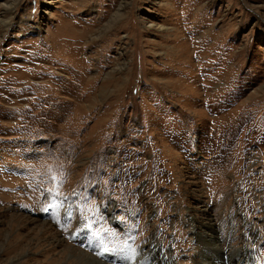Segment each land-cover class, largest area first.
I'll use <instances>...</instances> for the list:
<instances>
[{"label": "rangeland", "instance_id": "374dc122", "mask_svg": "<svg viewBox=\"0 0 264 264\" xmlns=\"http://www.w3.org/2000/svg\"><path fill=\"white\" fill-rule=\"evenodd\" d=\"M191 218L264 264V0H0V264H193Z\"/></svg>", "mask_w": 264, "mask_h": 264}, {"label": "bare ground", "instance_id": "6f19581e", "mask_svg": "<svg viewBox=\"0 0 264 264\" xmlns=\"http://www.w3.org/2000/svg\"><path fill=\"white\" fill-rule=\"evenodd\" d=\"M190 229L191 231L194 230L196 233H194V237L198 238V259L193 261V264H220V261H217L216 259L219 257H215L212 258V253H216L219 252L221 254H223L224 259L226 257H228L229 260L224 261L223 259V263L221 264H250L248 255H247V251H246V247L244 248L243 252L239 255V253L236 252V250H231V248H227V250L224 248H220L218 243L219 242V237L216 233V231L214 230L212 224L210 225H206L207 226V230L208 234L206 233V231L202 232L199 231L197 229V225H194L196 223V221L194 219H190ZM45 234V232L42 233V235ZM44 237V236H43ZM152 241L148 244L145 245L143 247H141L139 250H137L136 253H133L129 258H126L125 262L128 261L130 262L132 259L131 264H173L172 260H170L171 258L166 255V253H164L163 255L161 254V251L159 247V245L154 241L155 238L154 236H151ZM55 239H57L55 237ZM196 240V239H195ZM212 240V242H211ZM207 243H206V242ZM145 249L144 252H142V249ZM197 249V248H196ZM13 249L11 248V251ZM231 250V253L229 254L228 251ZM8 251V250H7ZM10 251V250H9ZM157 254V256H156ZM239 255V257H238ZM160 256V257H159ZM89 257V256H88ZM230 257V258H229ZM91 258V257H90ZM208 258V260H206ZM223 258V257H222ZM243 258H247V260L243 261ZM93 261L95 259L91 258ZM211 259V260H209ZM221 259V255L220 258ZM204 260H206L204 262ZM92 261V262H93ZM107 263V262H106ZM105 262H98L96 260V262H94V264H106ZM46 264H51V263H47ZM93 264V263H92Z\"/></svg>", "mask_w": 264, "mask_h": 264}]
</instances>
